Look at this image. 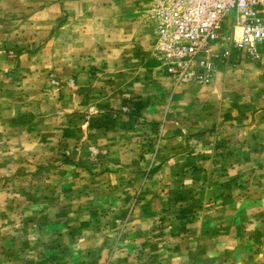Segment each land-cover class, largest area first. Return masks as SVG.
Segmentation results:
<instances>
[{"label": "rangeland", "instance_id": "374dc122", "mask_svg": "<svg viewBox=\"0 0 264 264\" xmlns=\"http://www.w3.org/2000/svg\"><path fill=\"white\" fill-rule=\"evenodd\" d=\"M108 3L0 0V264H264V44L231 10L179 82L154 33L105 48Z\"/></svg>", "mask_w": 264, "mask_h": 264}, {"label": "built area", "instance_id": "2783aa9c", "mask_svg": "<svg viewBox=\"0 0 264 264\" xmlns=\"http://www.w3.org/2000/svg\"><path fill=\"white\" fill-rule=\"evenodd\" d=\"M231 10L233 47L258 60L264 44V0H153L148 13L158 67L179 82L210 83L216 61L230 54L227 45H216Z\"/></svg>", "mask_w": 264, "mask_h": 264}, {"label": "crops", "instance_id": "0c3cea01", "mask_svg": "<svg viewBox=\"0 0 264 264\" xmlns=\"http://www.w3.org/2000/svg\"><path fill=\"white\" fill-rule=\"evenodd\" d=\"M151 2L152 0H112L107 5L101 4L102 11L109 12L106 25L115 27L114 33L108 29L100 36L107 50L124 48L137 52L150 42L154 33V22L148 13ZM80 75L76 81L80 80ZM84 86L86 87L85 84L79 85L80 88Z\"/></svg>", "mask_w": 264, "mask_h": 264}]
</instances>
